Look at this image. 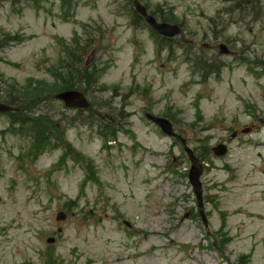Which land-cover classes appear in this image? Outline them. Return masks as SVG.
I'll list each match as a JSON object with an SVG mask.
<instances>
[{
	"label": "rangeland",
	"instance_id": "1",
	"mask_svg": "<svg viewBox=\"0 0 264 264\" xmlns=\"http://www.w3.org/2000/svg\"><path fill=\"white\" fill-rule=\"evenodd\" d=\"M139 1L183 34L163 40L133 0H0V102L37 103L0 113V264H264V3ZM85 46L93 84L62 69ZM64 78L88 108L56 99Z\"/></svg>",
	"mask_w": 264,
	"mask_h": 264
},
{
	"label": "water",
	"instance_id": "2",
	"mask_svg": "<svg viewBox=\"0 0 264 264\" xmlns=\"http://www.w3.org/2000/svg\"><path fill=\"white\" fill-rule=\"evenodd\" d=\"M134 9L136 12L144 19L145 23L153 29L155 32H157L159 35L165 37V38H174L180 36L183 32L182 29L173 24L169 23H160L155 20V18L148 14L146 8L142 6L137 0L134 1ZM220 53L221 54H229V50L224 45L220 46ZM56 99L62 101L64 105L67 108H74V109H86L89 107V102L86 99V97L79 91H63V93L58 94L55 96ZM15 108L6 105L4 103L0 102V113L7 114L15 112ZM147 119L154 124H156L164 134H166L169 137H176L177 136L174 131L172 124L169 120L165 118L155 117L153 115L147 114ZM249 132V129L244 130L243 133ZM236 134L234 133L231 136V139L235 138ZM185 152L187 154V157L190 162V170L188 173V179L190 184L192 185L194 194L196 196L197 202H198V208L199 213L204 221V224H206V219L204 216V209H203V200H202V185L200 182V178L203 173V165L200 163L199 159L195 155V153L188 147H185ZM212 153L216 157H223L227 153V147L224 144H218L215 147L212 148ZM66 218V215L64 213H59L57 216V220H64ZM54 242V239L50 238L48 239V243L51 244Z\"/></svg>",
	"mask_w": 264,
	"mask_h": 264
},
{
	"label": "trees",
	"instance_id": "3",
	"mask_svg": "<svg viewBox=\"0 0 264 264\" xmlns=\"http://www.w3.org/2000/svg\"><path fill=\"white\" fill-rule=\"evenodd\" d=\"M137 20L140 21L139 19H137ZM161 21L168 22L167 19H162ZM163 40H168V39H163ZM85 49H86V46L84 48H82L81 52L76 51L74 53V51H69L68 52L69 53L68 57H70V61L68 62L69 64L68 63H66V64L64 63V65L62 66V69L64 70V72H66V75H68V77H71L73 72H77L78 73L76 75L77 78L79 76L82 79H83V77H86L85 81L88 82V79H89V81L93 84L96 80L99 79L101 74L104 72V68L103 67H98L96 65V66L89 67V69H88V68H86L85 66L82 65V60L78 59V61H77L76 60L77 59V54H79V55L82 54L84 56L85 55ZM82 67H83L84 70L81 73L80 68H82ZM57 74L59 76L62 75L61 73H57ZM81 74H84V76L81 75ZM67 78L63 79V83L61 84V89H60L61 91L78 90L80 88V86H77L78 84H77V82L75 80H72V78H69L67 80ZM78 80H79V82L81 81L80 79H78ZM81 82H83V81H81ZM4 100H5V104H8L10 106H13V107L17 108V112L13 113L11 115H17L18 112L22 113L24 108H28L27 105H30V106L37 105V103H35V102H30V103L25 105V101H24L25 99H22V98L16 97V96H13V97L12 96H8ZM31 108H33V107H31ZM25 110L26 109H24V111ZM36 127L39 130H38L37 134L35 135L36 142L34 144V148H35V150H39L42 147L44 148V145H43L44 139L46 138L48 140L50 138V136H52V135L43 134L46 130L45 129H40V128H42L40 122H37ZM44 135H46V137H44Z\"/></svg>",
	"mask_w": 264,
	"mask_h": 264
},
{
	"label": "flooded vegetation",
	"instance_id": "4",
	"mask_svg": "<svg viewBox=\"0 0 264 264\" xmlns=\"http://www.w3.org/2000/svg\"><path fill=\"white\" fill-rule=\"evenodd\" d=\"M252 1V2H251ZM141 3V2H140ZM245 3H246V5L247 4H252L253 3V5L256 7V8H258V9H261V5L264 3V0H246L245 1ZM142 4V3H141ZM143 5V4H142ZM144 6V5H143ZM145 8H146V6H145ZM147 9V8H146ZM148 10V9H147ZM149 12V11H148ZM260 15V14H259ZM138 19H140L141 18V16H136ZM142 19V18H141ZM159 20V19H158Z\"/></svg>",
	"mask_w": 264,
	"mask_h": 264
}]
</instances>
